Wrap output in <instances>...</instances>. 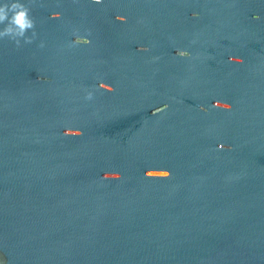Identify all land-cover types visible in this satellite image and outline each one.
Instances as JSON below:
<instances>
[{"label": "water", "instance_id": "obj_1", "mask_svg": "<svg viewBox=\"0 0 264 264\" xmlns=\"http://www.w3.org/2000/svg\"><path fill=\"white\" fill-rule=\"evenodd\" d=\"M13 2L0 264H264V0Z\"/></svg>", "mask_w": 264, "mask_h": 264}, {"label": "clouds", "instance_id": "obj_2", "mask_svg": "<svg viewBox=\"0 0 264 264\" xmlns=\"http://www.w3.org/2000/svg\"><path fill=\"white\" fill-rule=\"evenodd\" d=\"M92 3L99 4L101 0H92ZM8 13H11L10 18ZM6 20L8 21V26L0 34L15 32L16 35L22 36L25 30L33 27V21L29 18V9L18 2L0 6V23H4ZM88 98H91V94H89Z\"/></svg>", "mask_w": 264, "mask_h": 264}]
</instances>
